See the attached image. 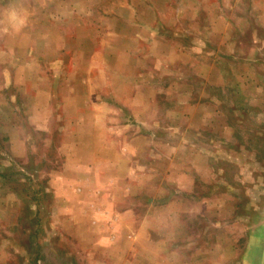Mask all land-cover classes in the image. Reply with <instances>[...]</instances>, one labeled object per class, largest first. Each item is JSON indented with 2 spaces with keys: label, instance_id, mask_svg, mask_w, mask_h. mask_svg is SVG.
Here are the masks:
<instances>
[{
  "label": "rangeland",
  "instance_id": "rangeland-1",
  "mask_svg": "<svg viewBox=\"0 0 264 264\" xmlns=\"http://www.w3.org/2000/svg\"><path fill=\"white\" fill-rule=\"evenodd\" d=\"M0 264H264V0H0Z\"/></svg>",
  "mask_w": 264,
  "mask_h": 264
}]
</instances>
